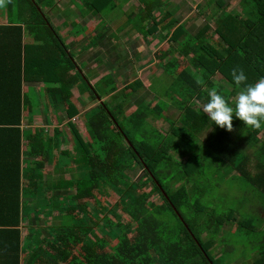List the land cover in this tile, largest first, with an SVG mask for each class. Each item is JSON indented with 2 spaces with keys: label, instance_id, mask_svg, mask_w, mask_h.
Segmentation results:
<instances>
[{
  "label": "trees",
  "instance_id": "obj_1",
  "mask_svg": "<svg viewBox=\"0 0 264 264\" xmlns=\"http://www.w3.org/2000/svg\"><path fill=\"white\" fill-rule=\"evenodd\" d=\"M38 1L10 0L7 17L12 13L17 22L35 23L40 14ZM155 3L146 4L151 23L142 36L154 34L161 25L165 36L170 34L169 40L176 43L159 48L154 56L155 63L170 77L168 89L181 87V97L173 98L166 106L177 108V118L169 122L168 132H161L155 124L164 118L166 109L155 101L154 95L140 99L135 93L136 88L142 87L139 80L118 89L115 80L104 75L99 91L87 85L90 99L97 102L93 114L86 118L88 132L82 137L70 121V151L58 153L69 155L76 162L73 160L66 180L43 191L49 195L64 190L66 194L53 204L43 200L39 205H29V209L50 207L64 218L60 224L48 210L51 217L46 223L55 230L54 234L49 232L52 238L48 244L61 264H224L221 253L228 233L234 244L240 242L237 237H248L249 251L255 255L247 264H264V227L225 200L222 205L211 200L212 180L224 166L264 197V121L261 128L253 129L233 115V131L229 132L214 125L201 107L209 99L206 90L212 88L231 104L238 91L231 75L233 68L244 71L245 83L264 77V0H236L233 6L226 0H213L209 18L196 10L203 23L193 32L188 29L189 33L182 29L181 18L167 19L168 13L155 20L151 14ZM83 4L103 16L116 6L109 7L111 0H102L101 5L97 0ZM8 23L0 25L8 55L1 61L5 75L0 90V166L5 171L0 174V227L15 234L14 259H8L18 264L17 226L24 212L19 124L26 98L20 87L22 80L27 79L30 59L25 45L20 44L21 27ZM52 37L67 56L63 41L53 33ZM71 66L76 67L73 61L70 69ZM64 68L66 73L69 69ZM77 77L81 80L80 75L72 74L63 82L57 74L55 81L61 82L62 92L56 96L61 101L70 98L69 87L75 85ZM62 84L67 85L65 90ZM106 94L111 95V100L120 95L121 102L114 101L116 104L109 108V103L101 101ZM195 98L200 107L194 104ZM113 109L118 111L119 120ZM68 113H76L74 106ZM209 127L214 130L208 131ZM43 131L36 129L33 136H41L40 146L35 149L29 141V150L52 159L49 145L53 139L47 137L46 142ZM36 163L43 166V161ZM79 165L88 167L86 174L79 173ZM138 169L141 172L133 180L127 171L135 174ZM9 245L7 240L6 251Z\"/></svg>",
  "mask_w": 264,
  "mask_h": 264
},
{
  "label": "crops",
  "instance_id": "obj_2",
  "mask_svg": "<svg viewBox=\"0 0 264 264\" xmlns=\"http://www.w3.org/2000/svg\"><path fill=\"white\" fill-rule=\"evenodd\" d=\"M84 1L88 2V0H53L52 3H47V0H39V17L36 16L38 18L35 23L27 24L17 22V20L10 23L6 22L3 18L4 14L7 18V12H4L5 6L0 7V25L4 26L8 23L21 27L20 30L23 34L20 44L25 45L30 59L27 79L22 80L20 87L21 95L26 98L23 106L24 112L19 124L22 130L20 195L24 212L17 226L20 242L18 264H61L60 259L57 260L54 258L55 255L51 254L54 251L49 247L48 241L52 237L49 236V231L46 228L47 223L44 219L47 220V218L54 216L53 219L61 224L64 218L58 217L59 212L57 213L55 210H52V214L49 216L50 213L43 211L39 206L37 209L32 207L29 209V205L32 206L35 203L39 205V201L43 200L53 204L56 199L66 194L64 190L53 191L52 194L49 192V195L47 193L44 194L43 191L59 186L61 179L64 181L69 177L70 171L67 168V164L60 161V157L64 155L58 154L61 150H66L69 153L72 145L71 133L67 126L70 121L74 122L75 128L80 131L76 121H79L78 118L86 120L87 113L95 109L97 105V102L91 100L90 97H88L90 100L81 97L80 93L88 94L87 90L82 88L83 81L81 80L84 78L88 86H95L101 82L104 75H107L112 80H115L119 87L118 89L126 84H134L135 80H139L142 83V87L136 86L138 88H136L135 93L138 94L140 99L143 97L148 99L151 95H155L148 88L153 74L160 76V74L165 73L163 68L155 63L156 60L155 62L149 60V56L153 57L156 50L161 47H167L169 43L176 45L175 42L169 40L170 34L165 36V29L161 25L158 26V31L146 37L134 31L132 27L130 31L124 30L123 26L125 25L120 28H114L112 25H115V22L103 21V13H98L90 6L84 5ZM97 1L101 5L102 0ZM200 1H197L194 6H190V9L186 8L188 15L186 14L184 17L178 15L182 9L178 8L177 10V8H174L177 10L174 18H181L182 21L186 18L187 29L192 32L203 23L202 18L196 12L194 13L196 15L191 19L192 12ZM226 1L230 3L233 0ZM80 5H82L83 10H80ZM231 5L233 4L231 3ZM175 6L178 7L176 3ZM142 10L146 11V8L138 0H124V14L132 16L134 13H141ZM151 14L155 17V20L160 18L158 10H153ZM145 15L144 23L146 22V24L150 25L151 18H147V12ZM104 17L108 20L112 19H110V14ZM52 33L66 45V50L64 49V51L67 56L58 47L57 41L52 37ZM140 53L146 55L145 60L137 58ZM7 58L6 41H4L0 33V63ZM71 61L75 63L77 73L71 71ZM64 67L69 69L66 73ZM3 69V64L1 63V91L3 90V77L5 75ZM73 73L76 75L79 73L82 78L80 80L77 77L76 86L73 89L68 85L73 92L79 93L78 99L71 101L69 98L66 101L63 98V101H61L57 97L62 92L60 90L61 82L55 81V78L57 79L58 74V77L62 76L61 81L65 78L69 80ZM47 80L49 81L48 84H46ZM62 89L65 90L66 87L63 85ZM133 102L130 101L131 104ZM58 105H60V109L56 107ZM73 106L76 113L71 115L68 111H71ZM35 108L39 109V114L35 111ZM37 128L44 130L42 135L46 142L47 137L53 139L51 145H49L51 149L50 156L52 154L50 158L53 157L52 159H47L45 155H39L37 150H29V141L35 145V149L40 146L41 136H33ZM86 132V130L80 131V135L84 137ZM65 144L69 146L65 148ZM68 157L70 158L69 155ZM38 161H43L42 167L37 165L36 162ZM2 171L5 170L4 168L1 169L0 166V174ZM67 192L69 194L70 190H67ZM2 201L0 199V203ZM1 228L0 264H13V260L11 261L10 259H14L15 234H8ZM7 240L10 241L11 245L6 251ZM39 255L40 257H38Z\"/></svg>",
  "mask_w": 264,
  "mask_h": 264
},
{
  "label": "rangeland",
  "instance_id": "obj_3",
  "mask_svg": "<svg viewBox=\"0 0 264 264\" xmlns=\"http://www.w3.org/2000/svg\"><path fill=\"white\" fill-rule=\"evenodd\" d=\"M138 1L142 5H144L145 8L147 7L146 4H149L152 1H156L155 5L153 7V10H158L159 15H163V14L165 15L166 13H168L169 16H167V19H171V16L174 17L175 12L178 10V8L182 9L181 11H179L178 15L182 16V17L186 16V14L188 13L186 8L190 9L191 8L190 6H194V4L200 0H138ZM235 1L236 0H233L232 2H230V4L235 3ZM52 2H53V0H47V3H52ZM188 2H190V4H188ZM212 2H213V0H204V3H202V5L200 2H198L196 4V6H198V9H195L192 12L191 19L193 18L194 15H196V14H194L196 12V10L198 12L206 14V16L209 18V16H211L209 13L212 11V8L210 6V4H212ZM111 3H112V5H109V7L116 5L115 8H113L112 10H110L107 13L108 15L110 14V19L111 18L112 19L108 20V19H106V17L103 16V21H106V22L111 21V23L115 22L116 24L112 25L114 28H120L123 25H125V26H123L124 30L127 29L128 31H130L131 27H132L134 29V31L138 32L139 34H142V31L148 27V24H146V22L144 23V21H143L146 17L145 11L142 10L141 13H134L132 16H129L126 13L125 14L123 13L124 0H111ZM175 3L178 5V7L175 6ZM75 4H76V2H75ZM174 8H177V10H175ZM80 10H83L82 5H80ZM4 12L5 13L7 12V5H5ZM146 12H147V8H146ZM107 14H105V16H107ZM220 14H218V16ZM203 16H205V15H203ZM3 18L6 20V22L7 21H15L17 19V16H16V14L11 13V15L8 14L7 18L4 14ZM185 19L183 20L184 22L182 23V29H185L186 32L189 33L187 26H186L187 22L185 21ZM49 20H50V18H49ZM43 28H44V25H43ZM164 45L166 46V44H164ZM137 58L145 60L146 55L143 53H140L137 56ZM149 60H152L155 62L156 58H155V56H153V57L149 56ZM184 64L186 65L185 62H184ZM75 69H76V67L73 68L71 66V71H74V73L76 72ZM195 74H196L195 75L196 78L199 79L200 82H203L200 79L201 75L199 73H196V72H195ZM78 76H79V73H78ZM216 78H217V80H219V77H216ZM63 81H66V78ZM81 81H83V87L82 88H85L88 91L89 88L87 86V82L84 80V78ZM106 82H107V79H106ZM149 82H150V84H149L148 88L155 94L154 95V97H156L155 101L159 102L160 106L163 109H166V111L163 114L164 118L157 120L155 125L159 128V130L161 132L166 133V132H168V129H169L168 128L169 122L171 120L175 121V119L178 116V110L176 107L170 106L167 109L166 106H167V104H170V101H172L173 98L175 99V98L181 97V93H180L181 87H180V85H177V86H174V88L171 87L170 89H168L171 86L170 77L167 76V74L165 75V73L160 74V76L158 74H153V77L151 78V80ZM48 83H49V81L47 80L46 84H48ZM62 85L67 86L66 84H62ZM75 86L76 85H73L71 87V89H73ZM94 88H96V90H98V91L100 90V86L98 84L95 85ZM71 89H69L71 101L78 99L79 93L76 91L73 92ZM167 90H170L169 94H166ZM80 95H81V97H83V99H89L88 97H90L88 94L80 93ZM110 96H111L110 94L104 95L101 98V101L105 100L107 103H109L108 107L112 109V107L117 102H121V100L119 99L120 95H117L116 100H111L112 98ZM183 97H186V95L183 94ZM91 98H92V96H91ZM194 104L198 107H200V105H201V103L198 102L196 98L194 99ZM56 107L58 109H60V105H58ZM35 111L38 114L40 113L39 109H37V108H35ZM94 111H95V109L90 110L87 113V115L89 116V115L93 114ZM112 111H113V114L116 116V119L119 120L120 117L118 116V111H116V109H113ZM87 115H86V117H88ZM78 120L79 121H76L78 124L77 126L79 127L80 131L83 132L84 130H86V126H87L86 120L84 118H80V119L78 118ZM150 128H152V127H150ZM65 146H66L65 148H67L69 145L65 144ZM62 147H64V146L62 145ZM51 156H52V154H51ZM73 160L75 161L74 158H73ZM73 160L71 158H69L68 156H61L60 157V161H62V162L65 161L67 163V168H69V171H70V167H73L72 166V163L74 162ZM87 171H88V167L86 165L80 166L79 173L81 175L86 174ZM140 172H141L140 169H138L137 173H135V174H133V172L127 171L129 176L133 180L136 179V177L140 174ZM212 184L214 186V191L212 192L211 200H213V202L216 203L215 205H222L223 200H225L229 206L238 207V210H240L239 212H243L242 214L250 217L251 219H254L257 224L260 223V225H261L260 227H262V228L264 227V209H263L264 208V197H262V195L257 194L258 192L256 190H254L253 188L248 186L246 183L241 181L240 178L235 175V172L230 171L229 167H226V166L222 167L221 171L218 172L216 174V177L212 180ZM134 185H135V183H134ZM207 188H209V187H207ZM218 198H220V199H218ZM226 202H224V205H226ZM211 205H213V204H211ZM40 207H41V205H40ZM49 208H47L46 206L41 207L42 210L45 209L43 211H47L50 213V211L52 212V209H49ZM48 210H50V211H48ZM44 220L46 221V219H44ZM66 220H65V222H66ZM46 226H47L46 228L49 232L52 231L53 234L55 233V230L53 227H51V224H47ZM37 236H38V234H37ZM243 236L244 237H242V239L240 237H237L240 239V242H238L239 244L237 242L234 244V242L230 241L231 240V233L227 234L228 240L223 243L224 246H223V250L221 253L222 262L224 264H236V263L247 264L246 262L248 261V259H250L253 255H255V253L252 254L249 251V247L251 246V243L249 242V239H247L248 237L246 238L245 237L246 235H243ZM255 241H256V239H255ZM236 244H238V245H236ZM257 246L258 245L255 244V247H257ZM212 256H214V253H212ZM236 259H239V261L234 262V260H236Z\"/></svg>",
  "mask_w": 264,
  "mask_h": 264
},
{
  "label": "clouds",
  "instance_id": "obj_4",
  "mask_svg": "<svg viewBox=\"0 0 264 264\" xmlns=\"http://www.w3.org/2000/svg\"><path fill=\"white\" fill-rule=\"evenodd\" d=\"M10 0H0V7H4ZM231 75L238 91L231 104L216 88L207 89L208 102L202 104V111L214 125L233 131V115L244 125L253 129L261 128L264 121V77L254 83H245L247 77L242 69L233 68ZM243 85V87H240ZM209 127L208 131H213ZM207 131V132H208Z\"/></svg>",
  "mask_w": 264,
  "mask_h": 264
}]
</instances>
